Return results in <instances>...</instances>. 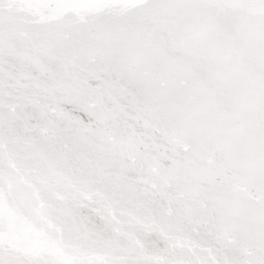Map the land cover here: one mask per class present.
Instances as JSON below:
<instances>
[{
  "label": "snow or ice",
  "instance_id": "obj_1",
  "mask_svg": "<svg viewBox=\"0 0 264 264\" xmlns=\"http://www.w3.org/2000/svg\"><path fill=\"white\" fill-rule=\"evenodd\" d=\"M0 264H264V0H0Z\"/></svg>",
  "mask_w": 264,
  "mask_h": 264
}]
</instances>
